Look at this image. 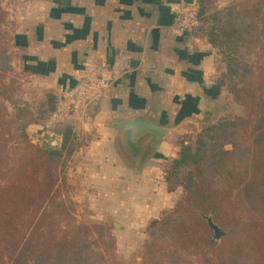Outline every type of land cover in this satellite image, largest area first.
<instances>
[{
  "label": "trees",
  "instance_id": "obj_1",
  "mask_svg": "<svg viewBox=\"0 0 264 264\" xmlns=\"http://www.w3.org/2000/svg\"><path fill=\"white\" fill-rule=\"evenodd\" d=\"M194 5L242 115L208 128L194 149L181 146L164 164V182L180 186L181 195L150 227L139 264H264V0H238L222 10L211 9L210 0ZM5 16L0 7V65L12 48L1 29ZM250 55L255 61L244 64ZM2 72L0 264H112L114 237L105 225L78 224L68 195L67 164L88 136L66 121L60 146L33 143L27 128L37 120L12 100V82ZM48 97L46 115L55 101ZM208 216L226 236L213 238Z\"/></svg>",
  "mask_w": 264,
  "mask_h": 264
},
{
  "label": "crops",
  "instance_id": "obj_2",
  "mask_svg": "<svg viewBox=\"0 0 264 264\" xmlns=\"http://www.w3.org/2000/svg\"><path fill=\"white\" fill-rule=\"evenodd\" d=\"M0 4L8 12L17 65L44 91L54 95L60 87L72 88L93 66L113 70L114 82L94 106L92 125L82 128L75 122L85 135L94 133L97 138L88 140L85 152L79 153L82 179L93 181L94 194L130 197L142 190L159 205L158 211L170 209L172 192L164 182L163 165L179 153L177 130L200 116L204 107L214 105L224 90L206 40L176 28L178 10L195 0ZM135 119L171 132L156 145L148 138L133 144L129 132L116 131L113 125Z\"/></svg>",
  "mask_w": 264,
  "mask_h": 264
},
{
  "label": "rangeland",
  "instance_id": "obj_3",
  "mask_svg": "<svg viewBox=\"0 0 264 264\" xmlns=\"http://www.w3.org/2000/svg\"><path fill=\"white\" fill-rule=\"evenodd\" d=\"M3 1L0 0V3ZM234 1L238 0H210V8L222 10ZM185 6L188 7L191 5L185 4ZM0 7L6 14L1 29L7 36H10V27L6 23L8 12L1 4ZM197 25L198 27L193 32L201 38L202 34L205 33L204 30L207 24L200 22ZM212 52L217 66L216 78L219 80L218 83L224 85L223 96L214 105L210 104V107L208 105L204 107L200 116L183 123L178 128V133L175 137V144L178 146V150L181 149V146H189L194 149L198 137L207 132L208 128L217 125L227 117H238L242 115V108L232 101V97L226 91V67L222 55L215 48H212ZM17 57L13 53L12 48L7 49L4 57H1L0 69L3 68L2 74L5 78L4 81L12 82L10 84L11 88L14 89L12 100L17 102V106H23L25 103L33 117L37 120L35 124H31L27 128L29 139L37 145L50 144L52 146H60L64 125L50 122L49 114L46 115L50 101L48 96L52 93L44 91L42 86L36 84L32 79L23 74L17 65ZM253 61L255 59L253 55H250L245 58L243 63H252ZM5 105L8 113L12 114L13 104L6 102ZM90 135L91 137L87 135L89 141L96 138L94 133ZM86 146L87 142L72 156L65 170L68 195L75 205L74 213L76 221L80 225L90 226L100 224L108 228L115 239V251L112 264H139L143 246L148 241L147 233L150 227L165 211H158L159 205L152 202L153 198L143 196L141 193L142 190L137 191L136 194L130 197L103 198L94 194L96 186L92 183L93 181L87 178L82 179L81 176L83 159L79 153L80 151L82 153L85 152ZM224 148L229 149L231 146L225 145ZM170 188L172 195L168 197L171 198V206H173L181 195V187L173 185ZM102 202H109L111 205L106 208L100 205ZM125 203L130 204L126 206L128 207L126 209L124 208ZM150 203H152V207H150ZM224 236H226V233Z\"/></svg>",
  "mask_w": 264,
  "mask_h": 264
},
{
  "label": "built area",
  "instance_id": "obj_4",
  "mask_svg": "<svg viewBox=\"0 0 264 264\" xmlns=\"http://www.w3.org/2000/svg\"><path fill=\"white\" fill-rule=\"evenodd\" d=\"M176 28L190 33L197 27L195 5L178 10ZM115 79L113 70L105 65L93 66L86 70L72 88H58L54 94V107L49 115L50 122L74 121L82 128L92 125V111L103 98Z\"/></svg>",
  "mask_w": 264,
  "mask_h": 264
},
{
  "label": "water",
  "instance_id": "obj_5",
  "mask_svg": "<svg viewBox=\"0 0 264 264\" xmlns=\"http://www.w3.org/2000/svg\"><path fill=\"white\" fill-rule=\"evenodd\" d=\"M113 129L116 131L129 132V140L133 144H138L139 141L148 138L153 145H156L171 132L170 129L163 128L142 119L128 120L119 124H114ZM203 218L206 220L209 229L213 232V238L215 240H219L225 235L218 226L213 224L210 216Z\"/></svg>",
  "mask_w": 264,
  "mask_h": 264
}]
</instances>
